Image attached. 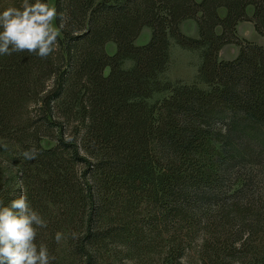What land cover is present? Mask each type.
<instances>
[{
    "label": "trees",
    "instance_id": "trees-1",
    "mask_svg": "<svg viewBox=\"0 0 264 264\" xmlns=\"http://www.w3.org/2000/svg\"><path fill=\"white\" fill-rule=\"evenodd\" d=\"M55 8L49 57L0 56V205L27 196L52 264H264V46L237 36L250 21L264 37V0ZM187 20L198 38L181 31ZM172 40L202 50L207 89L159 79ZM230 44L238 56L221 60Z\"/></svg>",
    "mask_w": 264,
    "mask_h": 264
},
{
    "label": "clouds",
    "instance_id": "clouds-1",
    "mask_svg": "<svg viewBox=\"0 0 264 264\" xmlns=\"http://www.w3.org/2000/svg\"><path fill=\"white\" fill-rule=\"evenodd\" d=\"M56 18V8L44 0H22L19 7L0 11V56L27 51L42 59L49 57L56 50L59 35L53 26ZM37 155L35 146L22 153L26 160ZM46 227L47 222L31 207L25 194L7 206L0 205V264H52L55 256H50L48 246L37 243L38 229ZM71 235L77 238L76 232ZM63 239L64 234L57 232L56 243Z\"/></svg>",
    "mask_w": 264,
    "mask_h": 264
},
{
    "label": "rangeland",
    "instance_id": "rangeland-1",
    "mask_svg": "<svg viewBox=\"0 0 264 264\" xmlns=\"http://www.w3.org/2000/svg\"><path fill=\"white\" fill-rule=\"evenodd\" d=\"M50 6L55 7V0H48ZM252 15V10H249V16ZM53 26L56 28L55 19L53 20ZM181 31L190 38H198L199 31L197 23L193 20H187L182 23ZM151 31L146 28L141 33L140 37L136 41L137 46H143L150 40ZM237 36L244 41L256 43L264 46V37H262L255 29L254 23L245 21L237 26ZM115 45L108 44L107 51L109 54L115 52ZM239 53V47L236 45L225 46L219 57L221 60H234ZM170 59L163 73L160 74L159 79L162 82H171L172 84L179 85H197L203 89L208 87L202 82L200 78V68L203 62L202 50H189L180 46L176 41H171V47L169 50ZM133 66L130 61L125 62L124 68L129 69ZM169 93L155 94L154 97L149 100L154 103L163 97L168 96ZM45 147L50 148L53 146L51 142H44ZM2 171H0V176Z\"/></svg>",
    "mask_w": 264,
    "mask_h": 264
}]
</instances>
